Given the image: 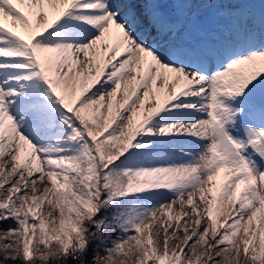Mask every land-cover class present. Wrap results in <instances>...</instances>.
<instances>
[{"label":"snow or ice","instance_id":"snow-or-ice-1","mask_svg":"<svg viewBox=\"0 0 264 264\" xmlns=\"http://www.w3.org/2000/svg\"><path fill=\"white\" fill-rule=\"evenodd\" d=\"M0 264H264V0H0Z\"/></svg>","mask_w":264,"mask_h":264}]
</instances>
